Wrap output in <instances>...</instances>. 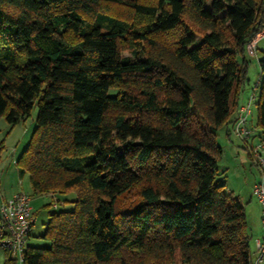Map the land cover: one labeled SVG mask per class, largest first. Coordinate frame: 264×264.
I'll use <instances>...</instances> for the list:
<instances>
[{
  "label": "trees",
  "instance_id": "1",
  "mask_svg": "<svg viewBox=\"0 0 264 264\" xmlns=\"http://www.w3.org/2000/svg\"><path fill=\"white\" fill-rule=\"evenodd\" d=\"M205 3L0 0V118L38 107L18 170L35 194L76 195L71 210L51 197L49 245H30L32 229L23 264H254L217 134L235 135L264 0Z\"/></svg>",
  "mask_w": 264,
  "mask_h": 264
},
{
  "label": "rangeland",
  "instance_id": "2",
  "mask_svg": "<svg viewBox=\"0 0 264 264\" xmlns=\"http://www.w3.org/2000/svg\"><path fill=\"white\" fill-rule=\"evenodd\" d=\"M212 1L206 0L205 6L209 10L212 8ZM113 11L128 18L130 17V13H132V10L127 5H116ZM123 52L127 55L130 51L125 48ZM260 56H264V37L258 42L257 55H249V81L241 95L242 104L246 105L251 102L252 112L248 117L249 125L255 128L257 133L261 132V129L257 127L258 102L261 94L259 81L263 79L258 63ZM253 94H255L254 99L252 98ZM37 112L38 107L35 106L31 114L17 124L9 123L4 117L0 118V200L5 196L4 199L11 197L18 192L30 195L32 199L31 203L36 208L37 221L29 244L32 246H47L49 245V241L42 236L47 229L50 215L56 211L52 203L58 201V199L63 200L66 203L64 207L71 210L75 207L73 200L76 198V195L73 192L59 195L58 192H50L48 195L35 194L29 173L21 174L18 170L17 161L20 158V154L28 146L33 135L36 127ZM217 139L223 148V152L218 159L219 171L220 175L225 179L228 189L230 187L240 188L246 178L249 179L255 173L259 174V171L261 172L256 162L252 161V157L247 152L248 149L244 147L243 140L235 135H228L226 125L219 129ZM116 147L121 149L122 145L117 143ZM251 168L253 169L251 170ZM252 173L254 174L252 175ZM8 193L14 194L9 196ZM53 195L57 196L54 201L51 199ZM134 199H138L136 192H132L125 200ZM253 244L254 240L252 239V247ZM5 262L6 252L0 248V264H5Z\"/></svg>",
  "mask_w": 264,
  "mask_h": 264
},
{
  "label": "built area",
  "instance_id": "3",
  "mask_svg": "<svg viewBox=\"0 0 264 264\" xmlns=\"http://www.w3.org/2000/svg\"><path fill=\"white\" fill-rule=\"evenodd\" d=\"M264 37V29L247 44L249 55L257 54L258 42ZM252 98H255L253 94ZM251 102L240 109L233 127V133L249 144L256 131L249 125ZM254 147L255 162L260 167L261 179L254 185L253 193L261 206L262 234L256 239L257 256L254 264H264V140ZM31 196L18 192L4 199L0 204V248L15 258L18 264H23L27 241L35 223V209ZM56 206V204H55Z\"/></svg>",
  "mask_w": 264,
  "mask_h": 264
},
{
  "label": "crops",
  "instance_id": "4",
  "mask_svg": "<svg viewBox=\"0 0 264 264\" xmlns=\"http://www.w3.org/2000/svg\"><path fill=\"white\" fill-rule=\"evenodd\" d=\"M238 114H239V112H238ZM258 143H259L258 136H253L250 139L249 144L247 142L243 141V145H244V147H247L248 153L251 152L252 150L254 153V147L253 146H256ZM252 159H253L252 161L255 162V154H253ZM252 169L253 168H251V170ZM260 173H261L260 171H259V174L258 173H255V174L252 173V175L253 174L254 175L252 177H250L249 179L246 178L245 181L242 183V186L240 188H237V189L234 187L229 188L230 191H233L236 195H238L240 197V199L242 200V202L245 205L248 223H249V226L251 228V232H252L253 240H254V244L252 247L254 260L256 259V256H257V248L255 245V241L262 234L261 207H260V203L258 202L256 196L253 193L254 185L261 179ZM12 194H14V193H8L9 196ZM45 195H48V194H45ZM5 197H3L0 200V203ZM35 210H36V208H35Z\"/></svg>",
  "mask_w": 264,
  "mask_h": 264
}]
</instances>
